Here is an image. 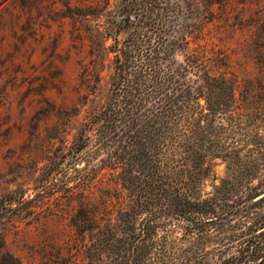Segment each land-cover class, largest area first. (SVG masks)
<instances>
[{"label":"trees","instance_id":"obj_1","mask_svg":"<svg viewBox=\"0 0 264 264\" xmlns=\"http://www.w3.org/2000/svg\"><path fill=\"white\" fill-rule=\"evenodd\" d=\"M7 1L0 0V10H8ZM215 4L224 0H202V7L196 0H119L102 43L90 42V60L82 64L83 82L97 73L96 83L88 84L95 89L108 60L106 98L86 115L71 140L48 136L40 143L41 154L27 156V182L0 194V264H23L7 249L8 235L21 231L23 221L29 225L51 219L56 211L66 214L75 201L73 241L58 246L56 255L50 253L53 247L46 250L43 256H50H42L41 264L67 259L119 264L123 251L165 246L171 227L198 235L228 229L223 244L233 251L218 264H264V81L257 77L239 91L236 77L211 71L205 44L197 39L215 19ZM66 8L80 16L98 10L92 5ZM7 22L14 27L19 16L10 12L4 19L0 13V26ZM177 54L182 62L176 61ZM260 63L264 66V59ZM243 103L252 109L243 112ZM45 104L34 115L37 123L42 115L61 113L49 101ZM60 125H55L58 136ZM215 157L239 168L247 180L246 193H232L227 200L229 194L203 193ZM82 160L84 167H76ZM104 168L116 175L113 180L129 200L114 224L92 215L90 193L85 194L90 176ZM254 176H259L256 184ZM63 197L69 202L66 208L58 203ZM241 218L248 220L243 230Z\"/></svg>","mask_w":264,"mask_h":264},{"label":"rangeland","instance_id":"obj_2","mask_svg":"<svg viewBox=\"0 0 264 264\" xmlns=\"http://www.w3.org/2000/svg\"><path fill=\"white\" fill-rule=\"evenodd\" d=\"M196 1L202 7V0ZM5 5L8 10L1 8L2 17L9 19L12 12L19 16V22L14 27L9 22L0 26V194L6 188L27 182L30 177L25 168L27 156L29 153L34 157L40 155V143L47 142L48 136L66 135L71 140L78 134L86 115L106 98L110 73L108 60L104 62L95 89L88 84L96 83L97 73L90 82H83L82 64L90 60V42L102 43L107 19L116 12L119 0H25L22 3L9 0ZM66 5L82 10L92 5L98 10L96 14L80 16L68 10ZM213 9L215 19L202 28L197 39L205 44L211 71L236 77L239 91L247 89L248 83L257 77L264 81V66L260 63L264 59V0H224L223 5L215 4ZM69 13L72 16H67ZM64 14L66 16H62ZM175 59L182 62V54H177ZM101 67L102 61L99 69ZM46 100L61 113L47 118L42 115L37 123L34 115L47 106ZM251 109V105L245 103L240 107L243 112ZM57 123H61L60 136L55 127ZM260 132L264 135V127ZM51 140L56 146L59 144L56 138ZM209 162L211 172L203 181V193H209L211 197L218 193L229 194L225 196L226 200L232 193H246L247 180L237 166L221 157ZM84 165L82 160L76 167ZM101 172L90 176L84 186L85 194L90 193L92 215L103 217V222L111 218L114 224L119 221L118 210L129 201L127 191L113 180L112 176L116 175H111L107 168ZM257 177L251 179L252 184L257 183ZM60 194L64 195V192ZM259 197L260 194L254 199ZM56 201L51 204L53 208ZM58 203L66 208L69 202L63 197ZM73 207L74 210L66 214L56 211L51 219L42 218L29 225L23 221L19 226L21 231L8 235L7 249L21 257L23 264H41L39 259H43L44 252L51 247L54 249L50 253L56 255L58 246L74 239L71 216L77 212L78 202L75 201ZM239 221V230H243L248 220L241 218ZM171 229L165 246L123 251L125 256L119 264H218L232 254L233 250H228L231 245L223 244L230 234L228 229L213 228L205 235ZM47 256L50 255L43 257ZM88 262L74 263L67 259L50 264Z\"/></svg>","mask_w":264,"mask_h":264}]
</instances>
